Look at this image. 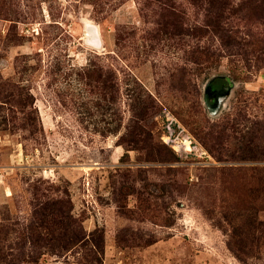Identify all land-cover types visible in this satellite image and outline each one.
Instances as JSON below:
<instances>
[{"label":"rangeland","instance_id":"rangeland-1","mask_svg":"<svg viewBox=\"0 0 264 264\" xmlns=\"http://www.w3.org/2000/svg\"><path fill=\"white\" fill-rule=\"evenodd\" d=\"M147 1L0 0V77L30 89L38 118L33 136L13 133L10 126L0 130V223L7 214L27 222L32 185L45 179L61 186L53 195L67 191L72 215L88 234L103 233L102 264H228L231 257L242 264L227 247L228 232L214 223L225 210L246 202L254 175L263 174L251 166L264 167V162L218 161L199 135L235 121L246 130L254 122L264 124V52H258L264 46V23L254 18L250 28L239 23L254 37L250 50L257 52L248 62L225 56L202 67L187 61L189 38L154 37L157 8ZM174 1L185 11L187 24L201 21L190 0ZM88 33L100 45L89 44ZM90 59L115 70L123 124L130 116L127 93L134 89L153 104L144 124L154 143L161 141L181 161L146 162L143 151L126 154L116 144L122 132L102 137L94 130L104 116L95 109L94 97L67 76ZM24 60L32 65L25 73ZM56 61L63 68L54 74ZM184 66V79L194 87L173 85L172 75ZM216 76L226 77L233 88L214 114L217 105L209 108L205 96ZM227 133L226 146L236 150L235 134ZM212 211L214 220H209L205 213ZM260 215L264 219V212ZM91 251L76 246L60 258L45 255L38 264H90Z\"/></svg>","mask_w":264,"mask_h":264},{"label":"trees","instance_id":"trees-1","mask_svg":"<svg viewBox=\"0 0 264 264\" xmlns=\"http://www.w3.org/2000/svg\"><path fill=\"white\" fill-rule=\"evenodd\" d=\"M190 2L202 17L194 25L186 23L185 11L174 0L147 1L148 7L155 5L157 8V30L154 37L161 40L164 36L167 40L178 39L179 42L182 41V36L189 38L192 45L187 61L198 66L205 64L209 67L225 56L238 57L245 63L253 52H257L250 50L254 45V37L250 33L244 34V27L239 23H244L246 28H250L253 18L264 23V0ZM234 20H237V24ZM121 37L122 31L119 29L117 42ZM258 52H264V46ZM26 61L21 67L24 73L30 71L32 66ZM62 68V63L56 61L52 72L59 73ZM185 68L180 67L174 72L173 85L190 84L194 87L192 81L184 79L186 75L182 70ZM67 76H74L90 96L94 97L95 109L104 116L103 123L96 125L94 130L102 137L117 136L122 132L116 144L122 146L126 154L129 151H143L146 162L164 164L181 161L164 143H154L150 129L144 124L148 113L153 110V104L134 89L127 93L130 116L127 124H123L121 86L111 66L90 59L85 65L72 67ZM52 79L53 82L56 81L55 77ZM37 120V109L30 89L22 85L21 81L0 77V130H7V126H10L13 133L33 136L37 133ZM241 124L235 121L231 127L224 125L213 128L204 135H199V139L218 161L264 162V124L254 122L251 130H246ZM229 129L237 139L236 150L226 146ZM25 138L26 136L23 137ZM251 169L254 173L263 171V174L254 175V185L248 191L249 198L246 202L225 210L223 216L214 223L218 229L228 232L227 247L242 264H249L250 259L264 260V219L260 215L264 212V204L259 203L261 194L264 196V167L251 166ZM60 188L61 186L48 180H36L31 189L30 219L27 222L14 220L8 214L2 219L0 264H38L45 255L60 258L76 246L92 248L88 256L90 264H102L105 247L103 233L98 230L89 234L86 232L82 222L72 215L73 205L67 191L52 194L53 190L58 191ZM205 214L209 220H214L213 211Z\"/></svg>","mask_w":264,"mask_h":264},{"label":"flooded vegetation","instance_id":"flooded-vegetation-1","mask_svg":"<svg viewBox=\"0 0 264 264\" xmlns=\"http://www.w3.org/2000/svg\"><path fill=\"white\" fill-rule=\"evenodd\" d=\"M230 85V81L224 76H218L209 83L205 97L210 108L217 105L218 99L226 94Z\"/></svg>","mask_w":264,"mask_h":264},{"label":"water","instance_id":"water-1","mask_svg":"<svg viewBox=\"0 0 264 264\" xmlns=\"http://www.w3.org/2000/svg\"><path fill=\"white\" fill-rule=\"evenodd\" d=\"M91 31H92L93 33H95V31H94L93 29H89V30H88V32H90V33H91ZM87 42H88L89 44L93 45V46H98V45H100V41H99V39H98L97 37H96V38L92 37L89 33H88V39H87ZM216 77H218V76H216ZM216 77H213L210 81H208L206 87H207V86L209 85V83H210L213 79H215ZM231 83H232V82H231ZM206 87H205V88H206ZM232 88H233V86L231 85V86L229 87V89L227 90L226 94H224L223 96H221V97L218 99L217 106H216V108H215V111L213 112L214 114H217L219 111H221V109H222L223 106H224L225 101H226V100L228 99V97L230 96V93H231ZM209 108H210V107H209Z\"/></svg>","mask_w":264,"mask_h":264},{"label":"crops","instance_id":"crops-1","mask_svg":"<svg viewBox=\"0 0 264 264\" xmlns=\"http://www.w3.org/2000/svg\"><path fill=\"white\" fill-rule=\"evenodd\" d=\"M234 260L235 259L233 257H231V261H229L228 264H235Z\"/></svg>","mask_w":264,"mask_h":264}]
</instances>
